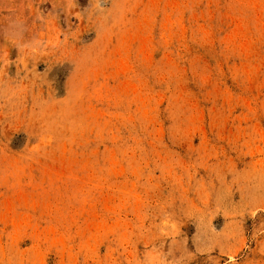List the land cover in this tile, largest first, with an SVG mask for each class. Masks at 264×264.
Wrapping results in <instances>:
<instances>
[{"label":"rangeland","instance_id":"rangeland-1","mask_svg":"<svg viewBox=\"0 0 264 264\" xmlns=\"http://www.w3.org/2000/svg\"><path fill=\"white\" fill-rule=\"evenodd\" d=\"M0 264H264V0H0Z\"/></svg>","mask_w":264,"mask_h":264}]
</instances>
